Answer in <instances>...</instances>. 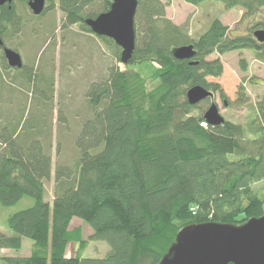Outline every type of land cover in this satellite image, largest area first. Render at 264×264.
Here are the masks:
<instances>
[{
	"label": "trees",
	"instance_id": "obj_1",
	"mask_svg": "<svg viewBox=\"0 0 264 264\" xmlns=\"http://www.w3.org/2000/svg\"><path fill=\"white\" fill-rule=\"evenodd\" d=\"M113 1L47 0L42 16L59 8L65 18L63 31L77 26L95 35L86 20L110 11ZM185 1L199 5L211 0ZM212 1L244 10L242 21L251 23L248 33L233 36L228 26L214 20L194 40L187 26L167 18V5L161 0H138L136 51L124 66L154 65L158 85L151 90L140 73L120 69L121 48L95 35L112 49L115 62L86 89L85 109L77 117L79 130L71 140L76 161L55 167L52 202L45 201V186L53 173V127H46L44 121L26 128L24 118H16L11 102L0 95V106L4 103L12 109L0 108V205L13 207L25 197L35 204L7 219L13 236L0 232V252L20 251L27 239L33 242V252L27 259L7 258L5 264H160L189 225L241 226L263 216L264 195L256 186L264 182V102L246 125L226 121L204 129L207 110L201 104L191 106L186 95L201 86L225 97L209 82L224 73L219 58L209 60L214 54L250 50L264 63V43L254 37L256 30L264 31V0ZM23 24L14 3L11 9L0 6L3 36L7 30L18 35ZM192 45L193 61L173 57L174 49ZM241 64L246 71L247 64ZM23 67L5 69L18 70L27 83L42 75L33 68L27 73L29 69ZM15 82L17 76L4 88L9 91ZM52 84L49 95L42 94V102L44 98L52 102ZM249 100L241 86L233 105L244 107ZM59 110L58 119L70 134L67 110ZM73 220L90 227V241L109 244L104 259L79 255L87 245L82 228L71 229ZM71 244L80 251L69 258Z\"/></svg>",
	"mask_w": 264,
	"mask_h": 264
},
{
	"label": "rangeland",
	"instance_id": "obj_2",
	"mask_svg": "<svg viewBox=\"0 0 264 264\" xmlns=\"http://www.w3.org/2000/svg\"><path fill=\"white\" fill-rule=\"evenodd\" d=\"M161 1L167 5V18L178 26H187L189 34L194 40L202 37L214 20H220L228 26L233 36L247 34L248 28L251 26L250 21H242L245 11L239 7L227 9L223 3L212 0L202 2L199 5L188 3L185 0ZM14 7L24 20V24L21 33L18 35L7 30L3 36L6 46L21 54L23 64L29 69L27 73L33 68L35 72L38 70L37 72L42 75H39L37 82H28V84L18 74V70L11 69L7 72L5 68L8 64L3 59L4 54L0 51V79L2 81L0 83V95L4 97V102H11L16 118H24L23 123L26 124V128L33 126V124H43L44 121L47 124L46 127H53V173L51 179L46 181L45 186V201L52 202L55 197V167L59 163L66 166L73 165L76 161L71 148V140L74 138L72 136L79 130L77 117L85 109L86 89L95 81L96 77L103 74L106 66L110 62L113 64L115 60L112 57V49L95 35L84 32L77 26H72L70 31H63L61 25L65 18L59 8L55 7L50 13L37 17L32 15L28 7V0H15ZM53 37L55 39L51 44ZM217 58L224 65V73L220 78H210L209 82L216 84L224 92L225 97L221 98L220 91H217L214 94L215 103H217L221 116L227 122L246 125L249 123L250 117L258 113L260 104L264 102V63L260 62L256 54L250 50L235 51L224 56L214 54L209 60ZM241 62L247 64L246 71H243ZM119 67L124 72L140 73L144 79H147L149 90L158 85L157 81L153 79L156 68L150 63L128 67L119 64ZM16 76L17 82L7 91L4 87L11 83L12 79L15 80ZM53 81L55 87L52 102L49 103L50 100L47 98H44L45 100L42 102V94L49 95ZM241 86L244 87L246 96H249L250 100L247 106L237 108L233 104L238 99ZM210 105L211 101L208 100L201 103L200 106L206 111ZM0 108L3 112H7V109L12 110L7 108L4 103L1 104ZM60 108L67 110L69 123L72 127V129H68L70 134H67L66 127H62L58 119ZM199 112L196 111L195 114L197 115ZM63 115L65 116V114ZM59 142L62 143L60 145L63 148L60 155L56 148ZM256 188L264 195V182L258 184ZM33 205H35L34 200L30 197H25L13 207L3 208L0 205V232L7 236H13L6 225L7 219L15 212L26 210ZM71 224V229L82 228L84 241H86L85 245L87 246L79 255L91 259H104L110 251L109 244L105 241H90L92 230L82 221L73 220ZM32 246L33 242L27 239L24 240L20 251L6 250L0 252V264H5L4 261L7 258L27 259L33 252ZM78 251H80L79 246L71 244L67 249L66 256L69 258L76 256Z\"/></svg>",
	"mask_w": 264,
	"mask_h": 264
},
{
	"label": "water",
	"instance_id": "obj_3",
	"mask_svg": "<svg viewBox=\"0 0 264 264\" xmlns=\"http://www.w3.org/2000/svg\"><path fill=\"white\" fill-rule=\"evenodd\" d=\"M15 0H0L9 9ZM47 0H28V7L34 16L39 17L46 10ZM138 0H114L110 11L93 19L86 25L98 37L108 38L122 49L121 63L128 65L136 51V14ZM256 41L264 43V31L254 34ZM0 32V47H3ZM7 64L13 69H21L24 64L20 53L10 48L4 49ZM176 60L193 61L196 57L194 46H183L172 51ZM195 63V62H193ZM186 98L191 106L210 100L204 120L211 127L223 125L215 95L206 88L194 86ZM262 217L254 218L241 226L234 224L189 225L179 232L176 242L160 264H264V208Z\"/></svg>",
	"mask_w": 264,
	"mask_h": 264
},
{
	"label": "flooded vegetation",
	"instance_id": "obj_4",
	"mask_svg": "<svg viewBox=\"0 0 264 264\" xmlns=\"http://www.w3.org/2000/svg\"><path fill=\"white\" fill-rule=\"evenodd\" d=\"M46 7H47V3H46ZM1 36H2V41H3V43H4V46L3 47H0V51L2 52V54H4V49L5 48H7V46H6V43H5V41H4V37H3V35H2V33H1ZM9 48V47H8ZM7 48V49H8ZM11 49V48H10ZM13 50V49H12ZM15 51V50H14ZM16 52V51H15ZM18 53V52H17ZM4 59H5V61H6V58H5V54H4ZM23 60V59H22ZM6 64H7V61H6ZM8 66H9V64H8ZM24 67H25V65H24ZM24 67H23V69H24Z\"/></svg>",
	"mask_w": 264,
	"mask_h": 264
},
{
	"label": "built area",
	"instance_id": "obj_5",
	"mask_svg": "<svg viewBox=\"0 0 264 264\" xmlns=\"http://www.w3.org/2000/svg\"><path fill=\"white\" fill-rule=\"evenodd\" d=\"M201 127L204 128V129H206L208 127V123L205 122V123L201 124Z\"/></svg>",
	"mask_w": 264,
	"mask_h": 264
}]
</instances>
